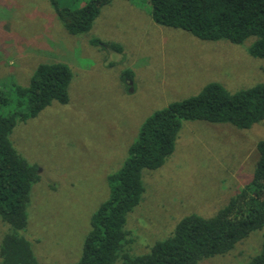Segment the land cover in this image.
I'll use <instances>...</instances> for the list:
<instances>
[{"label": "rangeland", "instance_id": "1", "mask_svg": "<svg viewBox=\"0 0 264 264\" xmlns=\"http://www.w3.org/2000/svg\"><path fill=\"white\" fill-rule=\"evenodd\" d=\"M81 7L87 0H56ZM148 0H112L91 29L69 33L49 0H0L2 107L25 112L12 87L27 86L40 63H66L72 72L68 102L52 101L40 113L16 120L9 135L16 151L40 178L31 186L27 224L37 264H73L82 253L90 218L109 196L116 173L154 111L198 93L207 83L229 92L264 82V58L240 44L203 40L189 31L155 23ZM118 44V51L92 43ZM264 139V119L251 128L184 120L172 154L156 169L142 170L144 191L127 214L130 256L146 254L195 214L214 216L252 179ZM9 225L0 217V246ZM264 225L223 255L198 264H247L262 245Z\"/></svg>", "mask_w": 264, "mask_h": 264}, {"label": "trees", "instance_id": "2", "mask_svg": "<svg viewBox=\"0 0 264 264\" xmlns=\"http://www.w3.org/2000/svg\"><path fill=\"white\" fill-rule=\"evenodd\" d=\"M65 29L80 34L91 29L101 8L112 0H87L81 7H59L49 0ZM152 20L163 26L189 31L203 40H228L240 44L250 36L252 56L264 58V0H148ZM118 51L111 42L92 39ZM70 67L62 62L40 63L27 86L12 87L16 104L0 90V217L9 225L0 246V264H37L31 243L19 233L27 224L31 186L39 181L36 168L14 148L9 135L16 120L40 113L52 101L68 102ZM264 119V82L234 93L220 83L205 84L198 93L154 111L140 126L136 140L120 169L107 177L109 196L90 218L80 259L73 264H198L223 255L264 225V139L256 149L259 159L252 179L209 218L191 214L181 219L173 233L157 241L146 254L130 256L124 228L127 214L144 191L143 169H156L172 154L184 120L229 123L251 128ZM247 264H264V235L260 251Z\"/></svg>", "mask_w": 264, "mask_h": 264}]
</instances>
